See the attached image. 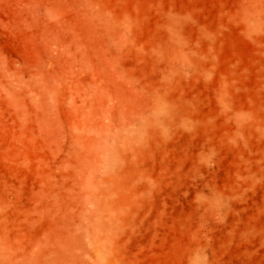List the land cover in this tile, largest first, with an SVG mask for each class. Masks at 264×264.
I'll list each match as a JSON object with an SVG mask.
<instances>
[{"label": "rangeland", "instance_id": "obj_1", "mask_svg": "<svg viewBox=\"0 0 264 264\" xmlns=\"http://www.w3.org/2000/svg\"><path fill=\"white\" fill-rule=\"evenodd\" d=\"M0 264H264V0H0Z\"/></svg>", "mask_w": 264, "mask_h": 264}]
</instances>
